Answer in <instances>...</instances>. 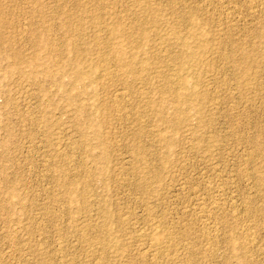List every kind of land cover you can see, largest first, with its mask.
Here are the masks:
<instances>
[{"label":"rangeland","instance_id":"obj_1","mask_svg":"<svg viewBox=\"0 0 264 264\" xmlns=\"http://www.w3.org/2000/svg\"><path fill=\"white\" fill-rule=\"evenodd\" d=\"M263 2L0 0V264H264ZM114 23L125 28L129 43L112 40ZM193 29L205 47L188 38ZM182 37L201 60L184 75L199 78L202 91L194 102L179 104L184 115L178 121L177 104L163 93L167 82L158 73L174 77ZM108 39L136 56L137 78L117 74L112 61L102 63L104 50L96 43ZM75 61L84 72L96 64L97 74L109 68L111 76L84 92L74 83ZM146 63L150 69L141 70ZM158 219L173 243L154 256L136 232ZM107 227L109 236L128 238L131 247L100 249Z\"/></svg>","mask_w":264,"mask_h":264},{"label":"bare ground","instance_id":"obj_2","mask_svg":"<svg viewBox=\"0 0 264 264\" xmlns=\"http://www.w3.org/2000/svg\"><path fill=\"white\" fill-rule=\"evenodd\" d=\"M5 1V0H4ZM95 1V0H94ZM254 1V0H253ZM3 2V1H2ZM36 2V1H35ZM109 2V1H108ZM132 3V2H131ZM134 3H136V2H134ZM150 3V2H149ZM153 3V2H152ZM258 3V2H257ZM264 3V2H263ZM263 3H261V4H263ZM255 4V3H254ZM260 4V5H261ZM6 5V4H5ZM40 5V4H39ZM139 5V4H138ZM2 6V5H1ZM8 6V5H7ZM132 6V5H131ZM152 6V5H151ZM249 6V5H248ZM254 6V5H253ZM81 7V6H80ZM114 7V6H113ZM140 7V6H139ZM142 7V6H141ZM145 7V6H144ZM227 7V6H226ZM255 7V6H254ZM259 7V6H258ZM257 7V8H258ZM262 7V6H261ZM37 8V7H36ZM96 8V7H95ZM94 8V9H95ZM104 8H106V7H104ZM108 8V7H107ZM147 8V7H146ZM109 9V8H108ZM145 9V8H144ZM42 10V9H41ZM141 10V9H140ZM151 10V9H150ZM159 10V9H158ZM46 11V10H45ZM60 11V10H59ZM67 11H69L70 12V10H67ZM43 12V11H42ZM80 12V11H79ZM78 12V13H79ZM93 12V11H92ZM106 12H108V11H106ZM133 12V11H132ZM158 12V11H157ZM44 13V12H43ZM105 13V12H104ZM143 13V12H142ZM40 14H42V13H40ZM62 14V13H61ZM73 14V13H72ZM112 14V13H111ZM148 14V13H147ZM59 15V14H58ZM70 15V14H69ZM197 15V14H196ZM81 16V15H80ZM101 16V15H100ZM110 16V15H109ZM140 16V15H139ZM144 16V15H143ZM153 16H155V15H153ZM190 16V15H189ZM89 17V16H88ZM104 17V16H103ZM151 17V16H150ZM73 18V17H72ZM77 18V17H76ZM75 18V19H76ZM93 18H94V16H93ZM92 18V15H91V20L93 19ZM140 18H142V16L140 17ZM143 18H145V17H143ZM189 18V17H188ZM56 19V18H55ZM187 19V18H186ZM232 19V18H231ZM43 20V19H42ZM94 20L95 21H97L96 20V17L94 18ZM102 20V19H101ZM131 20V19H130ZM142 20V19H141ZM171 20V19H170ZM78 21H80L79 19H78ZM83 21V20H82ZM94 21V22H95ZM115 21V20H114ZM143 21V20H142ZM153 21V20H152ZM192 21V20H191ZM45 22V21H44ZM88 22V21H87ZM94 22H93V24H94ZM101 22V21H100ZM137 22V21H136ZM139 22H141V21H139ZM159 22V21H158ZM177 22V21H176ZM187 22V21H186ZM63 23V22H62ZM76 23V22H75ZM74 23V24H75ZM96 23V22H95ZM99 23V22H98ZM98 23H96L97 25H98ZM181 23V22H180ZM46 24V23H45ZM65 24V23H64ZM68 24H69V22H68ZM73 24V26H75ZM78 24V23H77ZM92 24V23H91ZM108 24V23H107ZM115 24V23H114ZM190 24V23H189ZM81 25V24H80ZM79 25V26H80ZM90 25V24H89ZM96 25V26H97ZM138 25H139V23H138ZM151 25V24H150ZM193 25H194V23L193 24H191V30H192V27H193ZM195 25H196V23H195ZM63 26V25H62ZM152 26V25H151ZM182 26H184V25H182ZM222 26V25H221ZM224 26V25H223ZM262 26V25H261ZM66 27V26H65ZM75 27H77V26H75ZM98 27V26H97ZM127 27V26H126ZM133 27V26H132ZM137 27V26H136ZM153 27V26H152ZM196 27V26H195ZM200 27V26H199ZM209 27V26H208ZM41 28V27H40ZM66 28H68V27H66ZM73 28V27H72ZM93 28H95V27H93ZM137 28H139V27H137ZM142 28V27H141ZM151 28V27H150ZM181 28V27H180ZM78 29V28H77ZM168 29V28H167ZM210 29V28H209ZM222 29V28H221ZM225 29V28H224ZM66 30V29H65ZM68 30V29H67ZM71 30V29H70ZM124 30H125V28H124ZM121 27H120V25L119 24H115V25H113V27L111 28V30H110V34H111V37H112V40H113V38H117V36H119V37H124V42L126 43H129L130 42V40H132V39H128L129 37L127 36V34L126 33H124L123 31H124ZM128 30V29H127ZM137 30V29H136ZM140 30V29H139ZM91 31V30H90ZM96 32H97V30H95ZM107 31H109V30H107ZM212 31V30H211ZM218 31V30H217ZM50 32V31H49ZM78 32V31H77ZM143 32V30L141 31V33ZM145 32V31H144ZM164 32H166L165 30H164ZM215 32V31H214ZM222 32V31H221ZM48 33V32H47ZM74 33H75V31H74ZM170 33V32H169ZM210 33V32H209ZM135 34V33H134ZM173 34V33H172ZM190 34V37H188L189 39H192L193 38V41L195 42V44H197V45H199V47H202L203 46V44L205 43V42H203L204 41V39L202 38V37H204L203 36V34L202 33H200V32H196L194 29H193V31L191 32V33H189ZM211 34V33H210ZM219 34V33H218ZM49 35H50V33H49ZM70 35V34H69ZM95 35V34H94ZM138 35V34H137ZM159 35V34H158ZM174 35V34H173ZM205 35V34H204ZM213 35V34H212ZM48 36V35H47ZM129 36H132V35H129ZM168 36V35H167ZM175 36H177V35H175ZM187 36V35H186ZM68 37V36H67ZM70 37V36H69ZM102 37V36H101ZM109 37V36H108ZM158 37V36H157ZM173 37V36H172ZM47 38V37H46ZM144 38V37H143ZM178 38H179V36H178ZM36 39V38H35ZM72 39H73V36H72ZM94 39H95V37H94ZM107 39V38H106ZM123 39V38H122ZM135 39V38H134ZM154 39V38H153ZM168 39V38H167ZM174 39H177V37L176 38H174ZM52 40V39H51ZM96 40V39H95ZM98 40H99V38H98ZM111 39L109 40H107V41H104V42H101L100 44H97L96 43V47H99L98 48V50L100 49L101 51H102V49L104 50V52H103V55H102V57H101V60L103 61H100V62H102V63H104L105 65H106V63H110L111 61L115 64V68H116V72H118L117 74H122V75H130L131 76V78L133 77H135L136 75H137V73H139L138 71H137V67L136 68H134V63H135V59H136V56H134L131 52L129 53V52H127L126 51V49L124 48V46H122V44H119L118 42H114V41H112ZM136 40V39H135ZM169 40V39H168ZM172 40V39H171ZM179 41H181L180 42V44L182 45L181 47H182V49L184 50V52L182 51V49L180 50V51H182V53L179 55V56H177V58H175L176 60H178V66H177V69L176 70H174V73H172L173 75H174V77H172V75H171V77H172V79L170 80V78L171 77H169L168 75H166V74H162L161 73V71H159V76H158V78L161 80V82L162 81H165V82H167V84L164 86L163 85V93H164V90L165 91H168V94L170 95V94H172V96L171 97H173L172 98V100L174 99V102H175V104H177V107H175L176 109H175V112H176V120H180L181 118H182V116L184 115V111L180 108V106H179V104L180 103H184V102H189V103H192V102H194V97H196V96H198L199 95V90H201V89H197L196 87L198 86L199 87V84L197 83V80L199 79V78H197V77H192L190 80L188 79V77H186L185 75H184V70L188 67L187 65L188 64H192V66H194V62H198V58H197V55H199V54H197L199 51H197L196 50V48H194V45L192 44L193 42H189L188 40H186L185 38H184V40H183V37L182 38H180V39H178ZM76 41V40H75ZM75 41H73L74 43H72V45L73 44H75ZM84 41V40H83ZM122 41V40H121ZM121 41H120V43H121ZM142 41V40H141ZM145 41V40H144ZM158 41V40H157ZM170 41V40H169ZM173 41V40H172ZM177 41V40H176ZM34 42V41H33ZM71 42V41H70ZM100 42V41H99ZM98 42V43H99ZM163 42H167V40H165V41H163ZM198 42V43H197ZM211 42V41H210ZM6 43V42H5ZM83 43V42H82ZM94 43H95V41H94ZM143 43V42H142ZM142 43H140L141 45H142ZM207 43V42H206ZM46 44V43H45ZM131 44V43H130ZM132 44H133V42H132ZM144 44V43H143ZM78 45V44H77ZM138 45V44H137ZM159 45V44H158ZM162 45V44H161ZM205 45V44H204ZM233 45V44H232ZM236 45V44H235ZM35 46V45H34ZM51 46V45H50ZM55 46V45H54ZM143 46V45H142ZM146 46V45H145ZM155 46V45H154ZM234 46V45H233ZM74 47H76V44H75V46ZM93 47H94V45H93ZM92 47V48H93ZM96 47L94 48L95 50H96ZM132 47V46H131ZM159 47V46H158ZM165 47V46H164ZM163 47V48H164ZM203 47H205V46H203ZM66 48V47H65ZM73 48V47H72ZM77 48H79V47H76L75 49H77ZM211 48V47H210ZM209 48V49H210ZM55 49H57V47L55 48ZM75 49H74V51H75ZM81 49V48H80ZM153 49V48H152ZM159 49V48H158ZM165 49V48H164ZM200 49V48H199ZM238 49V48H237ZM241 49H242V47H241ZM263 49V48H262ZM134 50V49H133ZM156 50V49H155ZM52 51V50H51ZM50 51V52H51ZM79 51V50H78ZM78 51H76V52H78ZM90 51V50H89ZM161 51V50H160ZM201 51H202V48H201ZM210 51V50H209ZM243 51V50H242ZM85 52V51H84ZM87 52V51H86ZM97 52V51H96ZM164 52H165V50H164ZM37 53V52H36ZM56 53V52H55ZM174 53V52H173ZM201 53V52H200ZM246 53V52H245ZM53 54V53H52ZM77 54V53H76ZM171 54V53H170ZM203 54V52L201 53V55ZM22 55V54H21ZM48 55V54H47ZM90 55V54H89ZM100 55V54H99ZM143 55V54H142ZM245 55V54H244ZM251 55H252V53H251ZM257 55V54H256ZM49 56V55H48ZM84 56V55H83ZM94 56V55H93ZM151 56V55H150ZM200 56V55H199ZM229 56H230V54H229ZM33 57V56H32ZM31 57V58H32ZM91 57V56H90ZM141 57V56H140ZM155 57V56H154ZM234 57V56H233ZM250 57V56H249ZM23 58V57H22ZM62 58H64V57H62ZM205 58V57H204ZM71 59V58H70ZM75 59V58H74ZM79 59V58H78ZM90 59V58H89ZM100 59V58H99ZM164 59H167V58H164ZM198 59V60H197ZM201 59V58H200ZM254 59V58H253ZM49 60V59H48ZM144 60V59H143ZM159 60V59H158ZM173 60V59H172ZM204 60V59H203ZM248 60V59H247ZM71 61V60H70ZM93 61V60H92ZM138 61V60H137ZM144 61H146V59L144 60ZM164 61V60H163ZM249 61V60H248ZM72 62V61H71ZM91 62V61H90ZM201 62V60H199V63ZM74 63H76L75 65H77V67H76V71H75V77H76V80H78V81H74V83L75 82H80L79 84V86L81 87V88H79V89H83L84 90V92L87 90L88 91V88L89 87H91V83L92 82H97L98 80H96L97 78H100V79H102V78H106V77H110L111 76V72L109 73L108 72V70L107 69H109V68H102V69H100L99 71H101V73L100 74H97V72H98V68L96 69V66H94V65H96V64H94V65H92L91 64V66H90V68H89V70L88 71H83L84 69H83V67H82V69L80 68V65H79V62L77 61H75ZM92 63V62H91ZM140 63H141V61H140ZM155 63V62H154ZM159 63H161V62H159ZM158 63V64H159ZM237 63V62H236ZM89 64V63H88ZM99 64V63H98ZM137 64V63H136ZM150 65H151V63H149ZM173 64V63H172ZM175 64H177V62L175 63ZM196 64L197 63H195V66H196ZM18 65V64H17ZM102 65V64H101ZM104 65V66H105ZM108 65V64H107ZM110 65V64H109ZM148 64L146 63V64H143L142 66H141V70H145V69H148L149 67V65L147 66ZM154 65V64H153ZM162 65V64H161ZM170 65V64H169ZM36 66V65H35ZM57 66V65H56ZM155 67H156V65H154ZM153 66V67H154ZM200 66V65H199ZM255 66V65H254ZM253 66V67H254ZM18 67V66H17ZM86 67V66H85ZM99 67V66H98ZM140 67V66H139ZM158 67V66H157ZM176 67V66H175ZM186 67V68H185ZM189 67H191V66H189ZM188 67V68H189ZM245 67V66H244ZM70 68V67H69ZM174 68V67H173ZM193 68V67H192ZM207 68V67H206ZM113 69V68H112ZM139 69V68H138ZM150 69V68H149ZM153 69V68H152ZM155 69V68H154ZM191 68H189L188 70H190ZM205 69V68H204ZM241 69V68H240ZM257 69V68H256ZM19 70V69H18ZM17 70V71H18ZM161 70V69H160ZM187 70V71H188ZM194 70V69H193ZM38 71V70H37ZM115 71V70H114ZM148 71V70H147ZM155 71V70H154ZM191 71V70H190ZM189 71V72H190ZM205 71V70H204ZM116 72H115V77H116ZM157 72V71H156ZM171 72V71H170ZM195 72V71H194ZM114 73V72H113ZM161 73V74H160ZM188 73V72H187ZM192 73V72H191ZM191 73H189V74H191ZM197 73V72H196ZM205 73V72H204ZM246 73V72H245ZM157 74V73H156ZM157 74V75H158ZM188 74V75H189ZM194 74V73H193ZM198 75V77H200L199 76V73H197ZM202 74V73H201ZM152 75V74H151ZM187 75V76H188ZM196 75V74H195ZM114 76V75H113ZM121 76V75H120ZM126 76V77H127ZM28 77V76H27ZM26 77V78H27ZM122 77V76H121ZM189 77H191V76H189ZM254 77V76H253ZM61 78V77H60ZM124 78H125V76H124ZM130 78V77H129ZM128 78V79H129ZM136 78H137V76H136ZM144 78V77H143ZM154 78H157V76H155ZM201 78V77H200ZM17 79V78H16ZM84 79H88V81H89V83H88V81H87V83L86 82H83L84 81ZM116 79V78H115ZM122 79V78H121ZM153 79V78H152ZM207 79V78H206ZM249 79V78H248ZM255 79V78H254ZM96 80V81H95ZM108 80V79H107ZM110 80H112V79H110ZM109 80V81H110ZM134 80V79H133ZM158 80V79H157ZM201 80H203V79H201ZM22 81V80H21ZM102 81H104V80H102ZM132 81V80H131ZM137 81V80H136ZM139 81V80H138ZM142 81V80H141ZM156 81V80H155ZM99 82H101L100 80H99ZM124 82H126V81H124ZM153 82V81H152ZM159 82V81H158ZM199 82V81H198ZM208 82V81H207ZM133 83H135V82H133ZM140 83L141 82H139L138 84L140 85ZM144 83H145V81H144ZM151 83V82H150ZM245 83V82H244ZM73 84V83H72ZM123 84V83H122ZM127 84H129V83H127ZM131 84V83H130ZM157 84V83H156ZM164 84V83H163ZM196 84H198V85H196ZM241 84V83H240ZM71 85V84H70ZM138 85V86H139ZM142 85H146V84H142ZM148 85V84H147ZM235 85V84H234ZM237 85V84H236ZM95 86V85H94ZM101 86V85H100ZM119 86V85H118ZM141 86V85H140ZM148 86H150V84L148 85ZM171 86H173V87H171ZM120 88H121V85H120ZM208 88V87H207ZM248 88V87H247ZM118 89V88H117ZM125 89H126V87H125ZM242 89V88H241ZM70 90V89H69ZM124 90V89H123ZM128 90V89H127ZM246 90V89H245ZM116 91H118V90H116ZM121 91H122V88H121ZM126 91V90H125ZM151 91V90H150ZM158 91V90H157ZM202 91V90H201ZM239 91V90H238ZM241 91V90H240ZM161 92V91H160ZM127 93V92H126ZM240 93V92H239ZM120 96V95H119ZM123 96V95H122ZM211 96V95H210ZM150 97V96H149ZM206 97V96H205ZM209 97V96H208ZM91 98V97H90ZM126 98V97H125ZM140 98H142V97H140ZM150 98H152V97H150ZM149 98V99H150ZM115 99H116V101H117V97H115ZM137 99V98H136ZM152 99H154V98H152ZM152 99L149 101L148 99V101L151 103V102H153L152 101ZM211 99V98H210ZM105 100V99H104ZM120 101H122L121 99H119ZM144 100V99H143ZM199 100V99H198ZM138 101V100H137ZM119 102V101H118ZM126 102V101H125ZM147 102V101H146ZM210 102V101H209ZM144 103V102H143ZM154 103V102H153ZM182 103V104H183ZM84 104V103H83ZM102 104H104V103H102ZM116 104V103H115ZM118 104H121V102L120 103H118ZM137 104V103H136ZM194 104V103H193ZM204 104V103H203ZM181 105V104H180ZM189 105V104H188ZM113 106H115V105H113ZM118 106V105H117ZM144 106V105H143ZM176 106V105H175ZM179 106V107H178ZM101 107V106H100ZM119 107V106H118ZM136 107V106H135ZM134 107V108H135ZM141 107V106H140ZM78 108V107H77ZM150 108V107H149ZM172 108V107H171ZM90 109V108H89ZM114 109H115V107H114ZM118 109V108H117ZM116 109V110H117ZM123 109V108H122ZM145 109H146V107H145ZM102 111V110H101ZM113 111V110H112ZM121 111V110H120ZM155 111V110H154ZM76 112V111H75ZM117 112H118V110H117ZM110 113H112V112H110ZM94 114V113H93ZM144 114V113H143ZM200 114V113H199ZM109 115V114H108ZM111 115V114H110ZM109 115V116H110ZM147 115V114H146ZM138 117V116H137ZM93 118V117H92ZM107 118V117H106ZM108 118H110V117H108ZM148 118V117H147ZM139 119V118H138ZM149 119V118H148ZM153 119V118H152ZM175 120V119H174ZM102 121V120H101ZM134 121V120H133ZM160 121V120H159ZM90 122V121H89ZM135 122V121H134ZM142 123V122H141ZM177 123V122H176ZM203 123V122H202ZM129 124H131V123H129ZM138 125V124H137ZM106 126V125H105ZM130 126V125H129ZM134 127H135V124L133 125ZM186 126V125H185ZM109 127V126H108ZM136 127H138V126H136ZM178 127V126H177ZM132 128V127H131ZM154 128V127H153ZM168 128V127H167ZM173 131H175V130H173ZM153 132V131H152ZM156 132V131H155ZM158 132V131H157ZM191 132V131H190ZM100 134V133H99ZM99 134H98V131H97V133H96V137L97 138H99ZM153 134H154V132H153ZM141 135V134H140ZM157 135V134H156ZM138 136V135H137ZM160 136V135H159ZM101 137V136H100ZM156 137V136H155ZM163 137V136H162ZM82 138V137H81ZM163 138H165V137H163ZM57 139V138H56ZM103 140V139H102ZM163 140V139H162ZM46 141H47V139H46ZM48 141H50V140H48ZM154 141V140H153ZM52 142V141H51ZM90 142V141H89ZM75 145V144H74ZM167 145V144H166ZM168 145H170L171 146V143H169L168 142ZM55 146V145H54ZM136 146V145H135ZM190 146V145H189ZM59 147V146H58ZM139 147V146H138ZM167 147V146H166ZM206 147V146H205ZM59 149V148H58ZM103 149V148H102ZM136 150V149H135ZM206 150V149H205ZM54 152V151H53ZM62 152H64V151H62ZM135 152V151H134ZM66 153V152H65ZM67 154V153H66ZM55 155V154H54ZM138 155V154H137ZM139 155H140V153H139ZM58 156H60V155H58ZM63 156V155H62ZM134 156H136V155H134ZM61 157V156H60ZM94 157V156H93ZM140 157V156H139ZM212 157V156H211ZM49 158V157H48ZM54 158V157H53ZM137 158V157H136ZM141 158V157H140ZM202 158V157H201ZM207 158V157H206ZM57 160V159H56ZM137 160V159H136ZM161 160V159H160ZM143 161V160H142ZM105 162V161H104ZM150 162V161H149ZM168 163V162H167ZM170 163V162H169ZM83 164V163H82ZM85 165V164H84ZM83 165V166H84ZM171 166V165H170ZM176 166V165H175ZM144 167V166H143ZM76 168V167H75ZM84 168V167H83ZM136 168V167H135ZM71 169V168H70ZM94 169V168H93ZM153 169V168H152ZM142 171H143V169H141ZM135 172V171H134ZM139 172H141L140 170H139ZM244 172V171H243ZM73 173V172H72ZM78 173V172H77ZM88 173V172H87ZM143 172H141V174H142ZM93 174V173H92ZM136 174V173H135ZM134 174V175H135ZM145 174V173H144ZM78 175V174H77ZM140 175V174H139ZM165 175V174H164ZM258 175V174H257ZM87 176V175H86ZM141 176V175H140ZM244 176V175H243ZM73 177V176H72ZM75 177V176H74ZM83 177H85V174H84V176ZM135 177H137V176H135ZM142 177V176H141ZM149 177V176H148ZM145 178V177H144ZM143 178V179H144ZM155 178V177H154ZM153 178V179H154ZM256 178V177H255ZM75 179V178H74ZM88 179V178H87ZM108 179V178H107ZM120 179V178H119ZM139 179H140V177H139ZM153 179H152V181H153ZM159 179V178H158ZM62 180V179H61ZM137 180H138V178H137ZM147 180V179H146ZM145 180V181H146ZM155 180H156V178H155ZM260 180V179H259ZM68 181V180H67ZM138 181H142V179L141 180H138ZM73 182H75V181H73ZM84 182V181H83ZM139 182V183H140ZM147 182V181H146ZM142 183H143V181H142ZM65 184V183H64ZM73 184V183H72ZM83 184V183H82ZM134 184V183H133ZM148 184V183H147ZM152 184V183H151ZM61 185V184H60ZM217 185V184H216ZM255 185V184H254ZM67 186H69V185H67ZM147 186V185H146ZM220 186V185H219ZM218 186V187H219ZM143 187V186H142ZM216 187V186H215ZM65 188V187H64ZM86 188V187H85ZM89 188H90V186H89ZM149 188V187H148ZM10 189V188H9ZM87 189V188H86ZM85 189V190H86ZM141 189V188H140ZM144 189V188H143ZM152 189V188H151ZM17 190V189H16ZM68 192V191H67ZM144 192V191H143ZM142 192V193H143ZM149 193V192H152L151 190L150 191H147V189H146V192L145 193ZM159 192V191H158ZM52 193V192H51ZM82 193V192H81ZM86 193V192H85ZM84 193V194H85ZM67 194H69L70 195V193H67ZM84 194H82V195H84ZM153 194V193H152ZM50 196V195H49ZM67 196V195H66ZM140 196V195H139ZM148 196V195H147ZM155 196V195H154ZM158 196V195H157ZM161 196V195H160ZM22 197V196H21ZM81 197V196H80ZM84 197V196H83ZM149 197V196H148ZM150 197H151V195H150ZM51 198V197H50ZM82 198V197H81ZM143 198V197H142ZM153 198V197H152ZM160 198V197H159ZM155 199V198H154ZM75 200V199H74ZM89 200V199H88ZM4 201V200H3ZM22 201V200H21ZM24 201V200H23ZM73 201V200H72ZM102 201V200H101ZM212 201V200H211ZM217 201V200H216ZM32 202V201H31ZM64 202H66V201H64ZM86 202V201H85ZM100 202V201H99ZM10 203V202H9ZM51 203V202H50ZM98 203V202H97ZM209 203V202H208ZM88 204V203H87ZM212 204H213V201H212ZM211 204V205H212ZM216 204V203H215ZM75 205V204H74ZM145 205H146V203H145ZM209 205V204H208ZM216 205H218V204H216ZM220 205V204H219ZM221 205H223V204H221ZM2 206V205H1ZM6 206V205H5ZM62 206H63V204H62ZM197 206H199V205H197ZM224 206V205H223ZM29 207V206H28ZM31 207V206H30ZM59 207V206H58ZM200 207V206H199ZM212 207V206H211ZM222 207V206H221ZM236 207V206H235ZM67 208V207H66ZM94 208V207H93ZM217 208V207H216ZM80 209V208H79ZM86 209H88V208H86ZM200 209V208H199ZM199 209H198V211H199ZM210 209V208H209ZM215 209V208H214ZM49 210V209H48ZM47 210V211H48ZM68 210V209H67ZM148 210V209H147ZM202 209H200V211H201ZM206 210V209H205ZM217 210H219V209H217ZM204 211V210H203ZM214 211V210H213ZM221 212H222V210H220ZM70 212V211H69ZM85 212V211H84ZM101 212H102V217L104 216V218L105 219H108L109 218V214H108V211H106L105 210V208H104V210L102 211L101 210ZM121 212H123V211H121ZM151 213H152V211H150ZM49 213V212H48ZM99 213V212H98ZM145 213H146V210H145ZM155 213V212H154ZM206 213V212H205ZM207 213H209V212H207ZM67 214H69V213H67ZM76 214V213H75ZM124 214V213H123ZM127 214V213H126ZM196 214V213H195ZM202 214V213H201ZM216 214V213H215ZM51 215H52V213H51ZM101 215V214H100ZM122 215V214H121ZM128 215V214H127ZM214 215V214H213ZM233 215V214H232ZM56 216V215H55ZM54 216V217H55ZM99 216V215H98ZM123 216V215H122ZM129 216V215H128ZM146 216V215H145ZM150 216H151V214H150ZM160 216V215H159ZM164 216V215H163ZM196 216V215H195ZM199 216H201V215H199ZM225 216V215H224ZM40 217V216H39ZM101 217V216H100ZM118 217V216H117ZM126 217V216H125ZM142 217V216H141ZM147 217V216H146ZM193 217V216H192ZM51 218H52V216H51ZM87 218V217H86ZM124 218V217H123ZM129 219H130V217H128ZM128 218H125V219H128ZM162 218V217H161ZM166 218V217H165ZM197 218V217H196ZM208 218H209V216H208ZM101 219V218H100ZM111 219V218H110ZM150 219V218H149ZM154 219V218H153ZM157 219V218H156ZM156 219H154V220H156ZM200 219V218H199ZM201 219H202V217H201ZM224 219V218H223ZM242 219V218H241ZM16 220V219H15ZM73 220V219H72ZM78 220V219H77ZM102 220H103V218H102ZM136 220V219H135ZM145 220V219H144ZM143 220V221H144ZM153 220V221H154ZM158 220H160V219H158ZM161 220H163V219H161ZM160 220V221H161ZM166 220V219H165ZM194 220H195V218H194ZM209 220H210V218H209ZM245 220V219H244ZM14 221V220H13ZM92 221V220H91ZM104 221V220H103ZM109 222H110V220H108ZM150 221V220H149ZM171 221V220H170ZM169 221V222H170ZM199 221V220H198ZM201 221V220H200ZM208 221V220H207ZM206 221V222H207ZM212 221V220H211ZM73 222V221H72ZM106 222V221H105ZM104 222V223H105ZM112 222V221H111ZM122 222V221H121ZM124 222H125V220H124ZM131 223H132V220L130 221ZM140 222V221H139ZM151 222V221H150ZM156 222H158V221H156ZM163 221H161V222H158V223H154V224H151L150 225V223H149V227H147V226H145V227H147L146 229H144V230H141V231H139L138 233L136 232V236L140 239H142V241H144V242H146V243H148V249L153 253V255L154 254H158V253H164V252H166L167 250H168V248H169V246H170V244L171 243H173V241H172V234L170 233V229L168 230V231H166L165 230V227L163 226V223H162ZM250 222V221H249ZM15 223V222H14ZM148 223V222H147ZM167 223V222H166ZM202 223V222H201ZM77 224V223H76ZM109 224V223H108ZM121 224V223H120ZM128 224H130V223H128ZM210 224V223H209ZM231 224V223H230ZM9 225H11V224H9ZM103 225V224H102ZM104 225H107V223H105ZM122 225V224H121ZM135 225V224H134ZM166 225V224H165ZM14 226V225H13ZM78 226V225H77ZM108 226V225H107ZM123 226V225H122ZM166 226H168V224L166 225ZM229 226V225H228ZM100 227V226H99ZM105 227V226H104ZM103 227V228H104ZM119 227H121V226H119ZM119 227L117 228V229H119ZM129 227V226H128ZM130 227H131V225H130ZM133 227V226H132ZM135 227V226H134ZM169 227H170V225H169ZM15 228V227H14ZM79 228H81V227H79ZM78 228V229H79ZM123 228H125V226L123 227ZM122 228V229H123ZM127 228V227H126ZM166 228H168V227H166ZM211 228H214V227H211ZM248 228V227H247ZM109 228L107 227V229H105V230H107L106 232L108 233V236L105 238H102L99 242H98V244H99V246H100V249H102V250H108V249H112V250H114V251H122L123 249L125 250L126 249V247H127V245L128 244H130L129 242H131L130 241V239H128V238H118V237H111V236H109V235H111L112 233V231L110 232V230H108ZM112 229V228H111ZM116 229V230H117ZM121 229V228H120ZM128 229V228H127ZM139 229V228H138ZM141 229V228H140ZM143 229V228H142ZM252 229V228H251ZM76 230V229H75ZM100 230V229H99ZM123 230H125V229H123ZM137 230V229H136ZM136 230H134V231H136ZM211 229H209V231H210ZM226 230V229H225ZM245 229H243V231H244ZM247 230V229H246ZM14 231H15V229H14ZM79 231V230H78ZM80 231H82V229L80 230ZM119 231V230H118ZM127 231V230H126ZM130 231H131V229H130ZM184 231V230H183ZM213 231V230H212ZM216 231V230H215ZM228 231V230H227ZM121 232H122V230H121ZM124 232V231H123ZM128 232V231H127ZM172 232V231H171ZM239 232V231H238ZM246 232V231H245ZM82 233V232H81ZM242 233H244V232H242ZM254 233V232H253ZM17 234V233H16ZM63 234V233H62ZM77 234H78V232H77ZM80 234V233H79ZM124 234V233H123ZM135 234V233H134ZM133 234V235H134ZM204 234V233H203ZM251 234V233H250ZM83 235V234H82ZM113 235H115V233L113 234ZM112 235V236H113ZM117 235V234H116ZM118 235H120V234H118ZM127 235H130V234H127ZM183 235V234H182ZM211 235V234H210ZM209 235V236H210ZM233 235V234H232ZM239 235V234H238ZM248 235V234H247ZM7 236H8V233H7ZM6 236V237H7ZM11 236V235H10ZM14 236V235H13ZM16 236V235H15ZM77 236V235H76ZM80 236V235H79ZM85 236V235H84ZM209 236H208V239H209ZM243 236V235H242ZM4 237V236H3ZM125 237V236H124ZM129 238L130 237H132V236H128ZM186 237V236H185ZM212 238L211 239H213V237H214V234H213V236H211ZM216 237V236H215ZM214 237V238H215ZM11 238V237H10ZM58 238V237H57ZM245 238V236L242 238V240ZM84 239H86V236L84 237ZM216 239V238H215ZM252 239H253V237H252ZM59 240V239H58ZM65 240V239H64ZM81 241H82V239H80ZM99 240V239H98ZM174 240V239H173ZM241 240V239H240ZM256 240V239H255ZM86 241V240H85ZM95 241V240H94ZM135 241V240H134ZM172 241V242H171ZM174 241H176V239L174 240ZM179 241V240H178ZM209 241V240H208ZM230 241V240H229ZM245 241H246V239H245ZM253 241H254V239H253ZM19 242V241H18ZM29 242V241H28ZM54 242H57V241H55L54 240ZM80 242V241H79ZM87 242V241H86ZM86 242H85V244H86ZM89 242V241H88ZM140 242V241H139ZM203 242H205V241H203ZM60 243H62V242H59L58 244L60 245ZM81 243V242H80ZM95 243V242H94ZM141 243V242H140ZM143 243V242H142ZM175 243V242H174ZM182 243V242H181ZM202 243V242H201ZM248 243V242H247ZM254 243V242H253ZM18 244V243H17ZM24 244V243H23ZM29 244V243H28ZM42 244V243H41ZM64 244V243H63ZM83 244V243H82ZM88 244V243H87ZM91 244V243H90ZM132 244V243H131ZM131 244H130V247H131ZM7 245H8V243H7ZM146 245V244H145ZM227 245V244H226ZM231 245V244H230ZM37 246V245H36ZM98 246V245H97ZM133 246V245H132ZM204 246H206V245H204ZM240 246H241V244H240ZM247 246H248V244H247ZM19 247V246H18ZM25 247H26V245H25ZM62 247V246H61ZM65 247V246H64ZM77 247V246H76ZM84 247V246H83ZM95 247H96V244H95ZM129 247V248H130ZM136 247V246H135ZM140 247V246H139ZM178 247V246H177ZM52 248V247H51ZM63 248V247H62ZM78 248V247H77ZM182 248V247H181ZM32 249V248H31ZM30 249V250H31ZM49 249V248H48ZM61 249V248H60ZM83 249V248H82ZM95 249V248H94ZM145 249H146V247H145ZM144 249V250H145ZM172 249H174V248H172ZM183 249V248H182ZM241 249V248H240ZM85 250V249H84ZM87 250V249H86ZM90 250V249H89ZM88 250V252H89V254H90V251ZM91 250H92V248H91ZM127 250V249H126ZM125 250V251H126ZM149 250H147V251H149ZM207 250V249H206ZM60 251H63V250H60ZM97 251V250H96ZM113 251V253H116V252H114ZM195 251V250H194ZM215 251V250H214ZM213 251V252H214ZM22 252V251H21ZM74 252V251H73ZM83 252V251H82ZM88 252H86V255H87V253ZM92 253H93V251H91ZM105 252V251H104ZM112 252V251H111ZM209 252V251H208ZM263 252V251H262ZM12 253V252H11ZM16 253V252H15ZM118 253V252H117ZM117 253H116V255H117ZM123 253V252H122ZM125 253V252H124ZM142 253V252H141ZM112 254V253H111ZM140 254V253H139ZM212 254V253H211ZM248 254V253H247ZM82 255V254H81ZM121 255V253L119 254V256ZM142 255V254H141ZM162 255V254H161ZM168 255V254H167ZM9 256V255H8ZM37 256V255H36ZM49 256V255H48ZM104 256V255H103ZM115 256V255H114ZM154 256H156V255H154ZM163 256V255H162ZM165 256H166V254H165ZM165 256H163V257H165ZM193 256V255H192ZM224 256V255H223ZM238 256V255H237ZM242 256H244V254L242 255ZM241 255H240V257L241 258H243ZM85 257V256H84ZM91 257V256H90ZM93 257V256H92ZM231 257H232V255H231ZM236 257V256H235ZM245 257V256H244ZM42 258V257H41ZM44 258V257H43ZM75 258V257H74ZM153 258V257H152ZM156 258V257H155ZM160 258H161V256H160ZM188 258V257H187ZM40 259V258H39ZM148 259H150V258H148ZM157 259H159V258H157ZM191 259H192V257H191ZM9 260V259H8ZM44 260V259H43ZM51 260V259H50ZM64 260V259H63ZM68 260V259H67ZM71 260V259H70ZM152 260V259H151ZM161 260H162V258H161ZM161 260H159V261H161ZM165 260V259H164ZM242 260V259H241ZM10 261V260H9ZM41 261H42V259H41ZM72 261V260H71ZM119 261V260H118ZM15 262V261H14ZM22 262V261H21ZM37 262V261H36ZM73 262V261H72ZM83 262V261H82ZM39 263V262H38ZM162 263V262H161ZM224 263V262H223ZM17 264V263H16ZM147 264V263H146ZM150 264V263H149ZM156 264V263H155ZM193 264V263H192ZM234 264V263H233Z\"/></svg>","mask_w":264,"mask_h":264}]
</instances>
